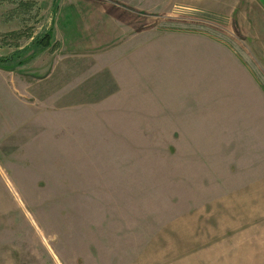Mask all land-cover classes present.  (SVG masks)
Listing matches in <instances>:
<instances>
[{
    "label": "rangeland",
    "instance_id": "obj_1",
    "mask_svg": "<svg viewBox=\"0 0 264 264\" xmlns=\"http://www.w3.org/2000/svg\"><path fill=\"white\" fill-rule=\"evenodd\" d=\"M49 27L56 47L0 67V264L226 260L264 1L0 0V57Z\"/></svg>",
    "mask_w": 264,
    "mask_h": 264
},
{
    "label": "crops",
    "instance_id": "obj_2",
    "mask_svg": "<svg viewBox=\"0 0 264 264\" xmlns=\"http://www.w3.org/2000/svg\"><path fill=\"white\" fill-rule=\"evenodd\" d=\"M116 39L125 42V32ZM259 133L247 134L245 181L233 186L229 199L221 203L229 213L232 242L227 259L214 264H264V127ZM244 219L246 225L241 226Z\"/></svg>",
    "mask_w": 264,
    "mask_h": 264
},
{
    "label": "trees",
    "instance_id": "obj_3",
    "mask_svg": "<svg viewBox=\"0 0 264 264\" xmlns=\"http://www.w3.org/2000/svg\"><path fill=\"white\" fill-rule=\"evenodd\" d=\"M33 5V1L19 3V6H26L29 10L32 9ZM55 5L57 6V3ZM1 35L6 44L15 46V50L11 54L0 57V67L10 71L25 65L44 50L57 46V42L54 39L53 27L44 29L36 35H32L31 33L25 34L26 38H31V41L26 45L19 44V40L23 35L17 31L3 33Z\"/></svg>",
    "mask_w": 264,
    "mask_h": 264
}]
</instances>
